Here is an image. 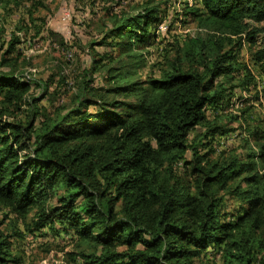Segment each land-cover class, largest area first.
<instances>
[{"label":"trees","instance_id":"obj_1","mask_svg":"<svg viewBox=\"0 0 264 264\" xmlns=\"http://www.w3.org/2000/svg\"><path fill=\"white\" fill-rule=\"evenodd\" d=\"M199 3L185 13L210 32L179 44L160 77L135 78L122 61L114 65L120 58H96L105 84L88 96L84 86L72 109L39 125L36 114L8 119L32 84L2 69L12 66L17 37L0 56V205L22 218L34 212L36 228L61 223L92 244L91 253L79 251L84 264H202L209 248L224 264H264V143L245 157H213L211 139L227 130L207 113L254 80L248 73L233 83L234 47L256 46L252 59L264 73L263 29L248 22L264 20V0ZM157 18L145 6L114 27L121 53L150 41ZM228 195L241 202L237 213L222 210ZM10 236L0 232V264L18 261Z\"/></svg>","mask_w":264,"mask_h":264},{"label":"rangeland","instance_id":"obj_2","mask_svg":"<svg viewBox=\"0 0 264 264\" xmlns=\"http://www.w3.org/2000/svg\"><path fill=\"white\" fill-rule=\"evenodd\" d=\"M199 2L0 0V56L15 37L18 40L15 50L9 54L12 66L2 69L32 83L20 108H11L13 114L8 116L9 121L25 123L36 114V125H39L47 117H57L72 109L80 100L84 86L86 92L82 95L88 96L91 94L87 89L105 84L104 72L93 71L96 58H103L104 63L120 58L114 65L119 66L122 61L135 73V78L160 77L166 68V60L174 56L179 44L187 37H205L210 32L205 28L201 31L194 17L185 13L188 6L201 7ZM145 6L155 7L158 11L157 20L148 27L150 41L141 42L134 49L131 46L122 54V48L116 45L119 39L114 37L112 29L142 13ZM248 22L251 30L263 29L257 35L258 41L263 40L264 20ZM255 48L248 40L234 47L238 70L233 83L249 77L248 73L254 80L250 85L230 90L218 107H208L209 117L227 130L211 139L213 157H245L250 151L258 152L259 143H264V73L252 59ZM88 109L96 112L100 107L91 105ZM98 119H91L89 124H97ZM203 131L204 128H198L199 133ZM194 135L195 132L190 139ZM192 155L189 149L187 159L190 160ZM258 162L264 172V163L259 159ZM182 164L175 165L180 172L183 171ZM240 203L238 198L228 195L223 200L222 210L237 213ZM36 219L34 212L22 218L0 205V232L11 235V252L18 260L9 264H84L79 251L91 253L92 244L82 243L72 230L58 222L36 228ZM200 261L202 264H224L220 253L211 248Z\"/></svg>","mask_w":264,"mask_h":264}]
</instances>
